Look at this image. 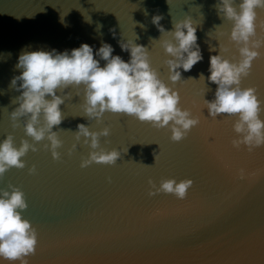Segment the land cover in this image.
Wrapping results in <instances>:
<instances>
[{
    "label": "water",
    "instance_id": "water-1",
    "mask_svg": "<svg viewBox=\"0 0 264 264\" xmlns=\"http://www.w3.org/2000/svg\"><path fill=\"white\" fill-rule=\"evenodd\" d=\"M215 3L0 0V139L12 132L17 144L26 133L23 118L19 126L12 127L9 112L16 105L11 101L19 93L9 84L20 71L15 64L25 48L70 50L87 42L95 52L104 40L127 60L129 52L118 41L138 37L135 42L147 45L152 66L171 84L165 63L169 54L151 40L170 35L161 34L152 23V16L160 13L165 29L190 15L197 24L203 52V59L191 70H182L183 78L173 85L179 90L180 103L199 117V123L179 141L171 139L169 128H156L130 115L105 112L100 123L88 120L80 106L82 86L79 95L74 88L66 89L70 94L60 106L65 119L53 126L60 127L61 157L54 159L42 140L37 142L38 151L29 150L22 157L25 167L12 166L0 177V187L12 183L23 189L28 203L23 215L38 232L35 255L28 257V264H264V177H260L264 145L251 151L247 145H234L238 135L232 126L235 116H209L203 89L210 86L205 97L211 99L216 84L197 80L201 72L208 74L210 44L218 52L220 41L226 46L223 55L239 58L238 48L228 39L232 21L217 14ZM257 12V34L264 37V9ZM241 85H254L264 99V47ZM260 115L264 117V111ZM78 122L91 128L108 125L110 134L100 137L101 145L120 149L121 157L113 164L92 162L81 167L89 146L77 142V148L68 152ZM210 133L211 141L207 138ZM210 142L231 171L216 159L208 147ZM33 164L36 171L30 173ZM241 168L244 177L237 175ZM171 176L193 179L185 198L163 191L149 195V178L159 186L162 178ZM158 207L168 208V214L153 216ZM0 264L20 262L0 258Z\"/></svg>",
    "mask_w": 264,
    "mask_h": 264
},
{
    "label": "clouds",
    "instance_id": "clouds-1",
    "mask_svg": "<svg viewBox=\"0 0 264 264\" xmlns=\"http://www.w3.org/2000/svg\"><path fill=\"white\" fill-rule=\"evenodd\" d=\"M214 6L219 16L232 21L228 39L238 48L239 58L230 59L223 55L226 46L220 41L218 52H213L216 45L210 44L208 74L205 76L201 72L197 80L216 84L211 99L205 97L210 86L205 83L207 88L203 89L208 115L213 118L221 114L235 116L232 126L238 135L233 138V144L247 145L251 151L264 145V117L260 115L264 111V99L259 97L254 85L242 86L241 81L249 74L254 59L261 55L264 47V37L257 34V9H264V0H238V3L216 0ZM161 19L162 14H154L152 23L161 34L170 35L151 40L158 41L169 54L165 63L171 84L152 66L147 45L135 42L137 34L135 40L118 41L121 49L129 52L127 60L114 53V46L104 40L95 52L93 45L87 42L70 50L43 47L22 50L15 64L20 71L12 76L9 84L19 93L12 98L11 102L16 106L9 112V117L13 128L19 126L20 118H23L26 137L31 140L22 137L17 144L12 132L0 139V177L12 166L25 167L26 161L22 157L29 150L38 151L41 146L37 142L42 140L46 141L42 146L50 150L54 159L61 157L58 151L63 144L58 132L60 127L54 129L53 126L61 125L65 119L60 106L70 94L66 91L69 87L76 89L79 95L82 86L83 102L80 106L82 116L88 120L94 118L100 123L105 112L120 113L149 122L156 128H169L174 141L185 137L199 123V117L180 103L179 90L173 85L183 78L182 70H191L203 59V52L198 43L197 24L190 15L173 21L171 29H165ZM61 20L63 22V18ZM100 27L97 24V29ZM141 27L145 25L141 23ZM72 131L75 139L68 148L69 153L77 148V142L89 146L87 156L80 161L81 167L92 162L113 164L121 157L120 149H106L101 145L100 137L110 134L108 125L91 128L89 124L78 122ZM28 171L34 173L35 164ZM237 175L244 177L245 170L239 169ZM149 183L152 184L149 195L163 191L183 199L193 179L171 176L162 178L159 186L151 178ZM27 207L21 187L12 183L0 187V258L28 264V257L36 251L38 232L30 219L23 215Z\"/></svg>",
    "mask_w": 264,
    "mask_h": 264
},
{
    "label": "snow or ice",
    "instance_id": "snow-or-ice-1",
    "mask_svg": "<svg viewBox=\"0 0 264 264\" xmlns=\"http://www.w3.org/2000/svg\"><path fill=\"white\" fill-rule=\"evenodd\" d=\"M207 138L211 141V133L208 135ZM208 147L213 152V154L215 155L216 159L218 161H220V163L222 164V166L224 167V169L231 171L230 165L226 162L225 158L217 151L214 143L213 142H210L208 144ZM260 177H264V173H262ZM193 184H194V181H193ZM168 212H169V209L168 208L165 209V208H162V207H158V208H156L154 210V212L152 213V215L153 216L166 215V214H168ZM32 255H35V252Z\"/></svg>",
    "mask_w": 264,
    "mask_h": 264
}]
</instances>
